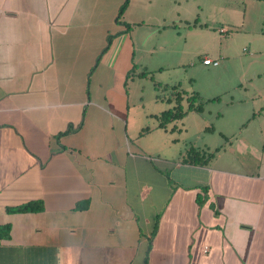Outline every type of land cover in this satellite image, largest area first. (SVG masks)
I'll return each instance as SVG.
<instances>
[{"label":"crops","instance_id":"1","mask_svg":"<svg viewBox=\"0 0 264 264\" xmlns=\"http://www.w3.org/2000/svg\"><path fill=\"white\" fill-rule=\"evenodd\" d=\"M170 1L0 0V264H264V0L221 1L214 93L160 127Z\"/></svg>","mask_w":264,"mask_h":264},{"label":"rangeland","instance_id":"2","mask_svg":"<svg viewBox=\"0 0 264 264\" xmlns=\"http://www.w3.org/2000/svg\"><path fill=\"white\" fill-rule=\"evenodd\" d=\"M221 1L171 0L169 2V23L173 26L167 28L164 33L166 39L169 40L171 52L169 59L164 62L165 65L160 72L162 75L161 80L167 83V87L161 86L156 91L151 88V94L154 93L155 97L157 94L160 95V98L154 100L156 104L165 106L169 104L170 107L173 105L172 101H168L171 100L169 94L173 84L185 92L181 101V106L184 109L188 106L187 96L192 93H197L203 99L214 93L213 80H215L217 74L220 78V73L216 74L214 71L217 67L203 64L202 58L205 55L212 58L218 57L214 53L216 49L221 48V44L214 33H217L215 32L216 28L224 24L223 20L228 18L227 5ZM210 27H213V29ZM232 70L230 63L228 67L223 68L225 72H231ZM158 76V72L155 71L156 81H158ZM149 87L150 84L146 87L144 96H147ZM194 117L199 119L198 114L193 115L190 113L187 118L176 122L181 128H184V124L186 125L187 132L185 133L183 130V134L188 143L194 142L197 134Z\"/></svg>","mask_w":264,"mask_h":264},{"label":"trees","instance_id":"3","mask_svg":"<svg viewBox=\"0 0 264 264\" xmlns=\"http://www.w3.org/2000/svg\"><path fill=\"white\" fill-rule=\"evenodd\" d=\"M129 0H123L122 4L119 7L117 13V20H120L124 10L128 5ZM124 26L126 30H129L132 27V24L124 22ZM110 38L108 39V44L110 42ZM129 75V74H128ZM164 88L167 85L163 86ZM184 91L180 90L178 86L172 85L170 91V99L174 102V106L171 108L162 111L158 115L160 127H165L168 123H171L175 120L181 119L187 112L196 111L200 112L203 108V105L208 101L206 99L201 98L197 93H192L187 96L188 106L186 109L182 108L181 101L184 96ZM212 156V153L208 155V157ZM43 209V205L40 201H28L19 205L9 206L7 210L9 212H26V211H39ZM8 226H0V236L6 235V230ZM5 232V233H4Z\"/></svg>","mask_w":264,"mask_h":264},{"label":"built area","instance_id":"4","mask_svg":"<svg viewBox=\"0 0 264 264\" xmlns=\"http://www.w3.org/2000/svg\"><path fill=\"white\" fill-rule=\"evenodd\" d=\"M202 62H203V64H206V65H209V64L217 65L218 64V60H213L210 57H204L202 59ZM209 248H210L209 245L204 244V245H202L201 249H202L203 253H206L209 250Z\"/></svg>","mask_w":264,"mask_h":264}]
</instances>
